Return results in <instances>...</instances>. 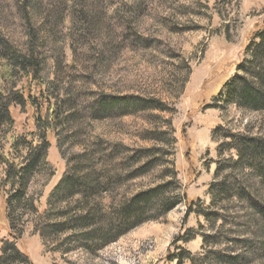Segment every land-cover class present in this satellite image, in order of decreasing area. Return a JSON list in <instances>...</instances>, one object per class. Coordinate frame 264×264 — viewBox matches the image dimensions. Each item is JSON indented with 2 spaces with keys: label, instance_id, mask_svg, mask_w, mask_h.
<instances>
[{
  "label": "rangeland",
  "instance_id": "1",
  "mask_svg": "<svg viewBox=\"0 0 264 264\" xmlns=\"http://www.w3.org/2000/svg\"><path fill=\"white\" fill-rule=\"evenodd\" d=\"M23 1L0 0V35L25 50L29 26L39 31L44 63L36 76H17L14 90L34 101L13 104L12 123L0 129V248L13 243L27 257L24 264H178L184 250L199 264H226L214 251L241 255L237 264H264V232L251 224L253 209L234 197L213 205L211 192L231 170L219 171L218 163L237 159L222 129L264 139V111L219 98L242 74L247 46L264 27V0H39L30 25ZM4 69L0 59V87L14 83ZM104 96L116 104L97 113ZM60 99L74 105L64 108L74 116L63 132L46 135L53 175L37 174L28 188L38 212L73 155L87 157L82 170L91 162L116 177L104 205L167 183L179 202L163 214L152 211L151 219L94 252L76 246L70 232L45 241L24 201L8 218L6 199L16 188L6 182V167L21 160L12 144L19 137L34 141L36 117L60 107ZM65 135L59 149L57 138ZM235 176L248 190L259 186L247 170L233 169L227 182ZM204 208L225 222L207 221L199 213ZM181 264L192 263L183 256Z\"/></svg>",
  "mask_w": 264,
  "mask_h": 264
},
{
  "label": "trees",
  "instance_id": "2",
  "mask_svg": "<svg viewBox=\"0 0 264 264\" xmlns=\"http://www.w3.org/2000/svg\"><path fill=\"white\" fill-rule=\"evenodd\" d=\"M39 0H24V14L30 25V19L38 13ZM27 48L19 50L0 35V59L3 60L4 75H7L14 83L11 86L0 87V129L12 123L9 108L13 105H24L27 100L34 101L30 95L27 98L16 90L17 76H36L43 68L44 60L36 48L39 42V31L35 32L28 28ZM249 59L238 66L242 74L235 75L219 93V98L233 101L237 106L254 110L264 111V27L257 30L247 46ZM114 98L101 97L96 103L97 113L104 114L116 104ZM125 100H129L127 97ZM54 109H48L43 116H37L35 125L34 141L26 137H19L12 146L15 153L21 158L20 163H7L6 182H9L15 191L6 199L7 217L11 218L16 206L24 201L25 207L36 214L35 232L45 241L58 233H72V242L76 246L87 251L94 252L119 238L128 230L151 219L154 215L163 214L179 202L178 197L169 190L171 183L146 192L139 193L115 206L104 205L103 200L114 184L116 177L109 174L108 169H95L96 164H91L85 170L81 165L88 161L84 155L80 158L67 157L65 171L47 197V206L42 212L33 206L28 197V188L31 181L39 173H45L49 169L48 177L53 175V170L46 161L49 143L46 135L49 131L60 128L64 131L65 124L73 119L72 114L65 113L64 108L72 110L69 100ZM131 102V101H130ZM63 108V109H62ZM221 130V127H217ZM223 136L228 139V148L236 153V160H221L218 170L231 168L247 170L252 179L259 183L258 187L247 189L237 176L231 182L226 181L211 187L213 205L219 202L228 203L231 197L244 200L254 211V220L251 222L258 232H264V139L230 133L222 129ZM217 132V131H215ZM57 138V147L68 141L69 136ZM58 137V135H57ZM64 156V154L62 153ZM234 176V175H232ZM216 189L215 192L213 190ZM168 192V195L164 193ZM232 200V199H231ZM191 211V207L188 209ZM207 221L212 223L222 220V215L216 211L203 209L199 212ZM258 217V218H255ZM263 221L262 224L259 222ZM240 242V240H239ZM241 243L247 244L248 241ZM264 248V246L262 247ZM217 261L226 264L240 263L239 255H228L219 251L211 253ZM186 256L192 264H199V258L183 251L178 256V264L182 263V257ZM27 257L22 254L13 243L5 242L0 248V264H24Z\"/></svg>",
  "mask_w": 264,
  "mask_h": 264
}]
</instances>
